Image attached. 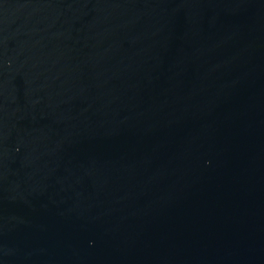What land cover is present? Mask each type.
<instances>
[{"label":"water","instance_id":"95a60500","mask_svg":"<svg viewBox=\"0 0 264 264\" xmlns=\"http://www.w3.org/2000/svg\"><path fill=\"white\" fill-rule=\"evenodd\" d=\"M0 264H264V0H0Z\"/></svg>","mask_w":264,"mask_h":264}]
</instances>
